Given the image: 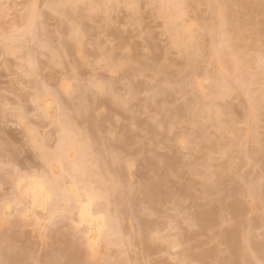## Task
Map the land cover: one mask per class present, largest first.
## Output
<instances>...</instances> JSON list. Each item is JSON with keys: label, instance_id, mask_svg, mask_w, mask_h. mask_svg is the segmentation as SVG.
<instances>
[{"label": "bare ground", "instance_id": "bare-ground-1", "mask_svg": "<svg viewBox=\"0 0 264 264\" xmlns=\"http://www.w3.org/2000/svg\"><path fill=\"white\" fill-rule=\"evenodd\" d=\"M14 1L17 2V0H13V3H14ZM27 1H28V2H26L27 5H25V7H27V9H25V10L27 12L26 11L24 12V13H27V16L25 17V20H24V28H23V30L19 31L16 34L15 33L10 34L11 32L8 33L9 31L8 32L6 31L8 33V34L6 33V35H9L10 43H9V41H7L8 43H4V44L2 43L1 47L4 46V48H3L4 52L2 51V53H6V54L10 55L18 49L25 48L26 49V52L24 55L25 69H26V74L30 77L35 75L39 71H40V73H43L44 71H42V67L45 64L47 65V63L50 65V67L52 66V68L53 67L54 68H60L61 70H67V72L71 71L68 73H73V74L78 75V76H80V75L76 74L77 72L82 73V77H79V78H78V76L75 77V75L72 76V77L76 78L77 80L75 82V85L70 89V92H68L67 89L64 88V84L62 83V80L60 81V83L57 80H56L57 83L54 82L55 84L59 83V86L57 85V87H56L57 89L59 87V90L57 91V89H56L57 92L55 90H53L52 95L54 93L56 100L60 104H62V107L65 108V106H64L65 97L71 98L73 101L78 100L79 102L72 104V106L68 112H66V110L64 108H62V111L60 113L62 118L60 120L55 121L56 127H57V133L55 132V134H57V138H56L57 142H56V145H55L53 152H51L50 154L43 153V152L38 153L42 157V159L44 160V162L48 168H49V166L52 165L51 163H54V162L55 163L58 162L59 164H65V167H66L65 168V170H66L65 176L63 178H58V177L52 178L51 180H49L50 182L47 181V179H49V178H47L45 180V178H43V176H35V177H28L27 176V178L20 177L21 179L16 178L17 182L15 184V187L13 186L14 192L12 194V199H13V202L15 204L19 205V209L18 208L17 209L20 210L19 211L20 217L31 218L33 220V224H35V226H38V224L40 225L38 213H44L46 210L49 209L48 206L52 200V192H54V195L56 197L55 203L62 204L61 207L67 208L66 216L71 214V216L69 215L70 217L68 216L67 218H68V221L71 219L70 221L73 222L72 223L73 228L76 231V234L78 236H76V234H74V233H71L72 228L70 229V227H69V229L67 228L68 230H66V231H69V234L67 232L68 237H67V234H62L63 236H59V235L56 236V233H55V236H54L55 241H56L55 237H57V240H59V238L60 239L62 237L64 238V235H66L65 239L66 238L67 239L65 240L62 238V240H64V241L59 242L60 245L58 247H56L55 249H51V252L47 255V257H44L45 259L44 258L42 259L41 264H96V263H93L91 258H93V256L95 257L96 247H97L98 243H101L100 245L104 246V248L108 247L109 245H115L113 247H117V248L119 246L124 247L126 245V243L131 244V246H128L130 249L134 248L138 244L142 245L145 253L141 250L142 255H141V253L139 254V256L141 255L140 256L141 258H142V256L147 257L148 253L149 252L151 253L152 250H153L152 252H154L155 247L157 250L158 249L162 250V249L158 248V246H157L158 244H156V246H153L154 245V238L156 237V239H155L156 243H157V240H159V239H157V236H155V234H153L155 231L152 233V230L155 228L154 226L157 227L156 224H158V222L156 221L157 223L155 222V224H153V222H154L153 220H152L153 222L151 223L150 222L151 220L150 221L148 220L149 222L146 221L148 218L146 220H144L143 218H140V216H141L140 214H142V213L140 211L141 208L139 210L138 207H139V205L141 207V204H145V206L148 205V207H147L148 209L150 207V211H151V207H153V209H156L157 207H159V206H157V204L159 205V202H161L163 200L164 201L167 200L166 196H168L170 193H172L169 196V197H171L170 199L173 198L175 200L174 202L172 200V202L174 203L173 205H175V202L177 199H178L177 201L179 202V200H180L179 198H184L185 201H186V199L194 200L193 206H195L197 208V209L194 208L196 210L191 215V218L188 216L190 218V219L188 218L189 223L188 222H187V224L185 223L186 225H188V228L185 227V230L183 229L184 230L183 231V230H181L182 228L180 227V226H182V225H180L181 223L178 224L180 226H176V227H180V229H179L180 232L177 234V237H175L177 239L179 238L178 239L179 242H176L177 239L173 238V240H175V241L172 240L173 242L170 244V242H171V240H170L168 243L169 247L172 244H174L175 248L180 247L179 249L181 250V252L179 251V254L181 253L180 255L182 256V259H181V257L179 259H177L178 262L175 261V264H187L189 262L191 264H254L258 258L263 257V255H264V240L261 238V236H259L260 237L259 243H253L254 241L251 242V240L248 236V232H252V230H256V227L252 225V223H254L253 221H255L254 219H256V216H257V218H259V219H256L257 221L263 220L260 218L264 217V214H263L264 212L262 211L264 208V206H263L264 201H262V199H264V197L261 198L262 195L264 194L263 193L264 184H258V182L262 183V179L257 178V177H259L260 173H264V147L259 146L258 148H254L253 150H248V151L244 150L245 152H242L243 150H240L241 151L240 155L247 157L246 160L244 159L245 157H242V158H241V156L239 157V158H241V160L244 159V162L246 165L248 163H250V160L252 162H256V164H255L256 168H257V165L259 166V164H260L262 172L259 173L257 171V169L252 168L253 171L256 170V172L259 173V175L256 177L257 182H253L254 184L256 183L255 185H250L251 183L250 184L244 183V185L242 184V186H241V184H240L241 180H239L240 177L239 176H238L239 178L237 177V174H238L237 171H239V170L235 171L236 169H239V167L236 163L237 160H235V158L237 157V153L239 152V151H237V153H236V150L239 149L237 146V143L241 144V142L243 143V142L251 141V140L256 142L258 140V138H260L256 135V129L258 128V125H259L258 123H260L262 121L264 122V105H263L264 100L261 99L262 97H264V91H263V89H264V2L263 1L264 0H261V1L260 0H156V1L154 0L156 3H154V5L151 4L152 9L155 8V10H156V15L163 19V21H164V25H163L164 27H162L163 28L162 29L163 35H165L166 38L168 37L167 39L169 40V41H167L169 47L167 48V50L163 51V53L164 54L167 53L168 55H170L169 54L170 51L175 52V50H178L184 56L183 58L185 59V57H186V59L188 60L187 66H186L187 70L185 71L186 67L183 68L185 71V74H184V71H181V69H180V71L182 73L179 71L181 74L178 72V70L176 71V69L179 66L176 69L173 68V69H175L177 74L178 73L180 75L184 74L183 76L185 77L184 78L182 76V78L179 79L180 83L183 82L182 86L177 81V83H179L178 84L179 87H175V88H177V89L180 88L181 90L184 89V92L180 90V94H181V92H183L182 94H184V93H186L185 91L190 90V93H188L187 95L192 94L193 95V101L190 103H185V104L183 102V103H181L180 106H176V107L173 106L174 108L171 107V105H170L171 103L170 104L168 103L171 107V110L174 109L173 113L171 111L172 114H168L170 111V108L169 109L167 108V110H169L167 114L170 117L167 116V114H165V115L163 114L164 116H160V115H162V113H161L160 115L155 116L157 119H155L153 121L150 118L151 124H153L154 128L151 127V125H150L151 128L149 127V125H148L149 119L147 118L148 123H146V124L148 125V127L150 129H153L150 131L148 130L149 134L152 131V133H153L152 135L154 137H156L155 134L159 135V133H161V135H162V133L165 131L164 134L167 135V133L169 132L168 130H170L169 128L171 126H172V128H174L175 125L180 126V129L183 130L184 127L187 126L186 124L190 125V123L194 124L196 122L198 124L199 121L196 119L199 118V116L201 118V115H202V118L206 116V118L210 122L211 126L213 125V127L217 128V129H215V130H217L216 131L217 133H215V135L217 134L218 136H220L221 139L216 135L224 143H222V141L220 143V140H215V143L218 142L217 144H220V145L217 146L215 143L214 144L217 147L215 145H212V144L210 145L211 141H213L212 140L213 138L211 139V137L205 135V133H204L203 136L205 135L207 137V139H209L208 141L210 143L207 141H204L206 138L201 137L203 139L205 145L202 144L199 147V146H197V144H195V142L193 144V142L191 140L194 138L191 137L192 138L191 140L189 139L186 141V145L190 148V150L192 149L194 151L201 152L200 153V159L202 161L200 160L201 163H200V161L197 162V163H200V165L199 164L196 165V163H193L195 165V167H194L193 164H190V165H193L192 167H194L195 169L186 170L187 166H188V165L186 166V164H185V166H183L184 168L186 167V169L179 168L182 166L181 164L179 167H178V164L176 165L179 158L177 161H173L172 158H168L165 156V162L163 164H162V162L164 160L162 158H161V160H163V161L160 160L161 164L157 163L158 161L156 158H154V159H156L155 162H154V160H152L153 158L149 159V161L147 160L149 163L151 162L150 160H152L151 163H153L154 165H155V163H157L159 165L166 166L163 169L162 167H164V166L158 168V165H155L156 166L155 170L153 167L152 168L153 173H151L149 175L153 174L152 176H155L154 175L155 172H156L155 174L158 175V172H160L159 170H161L163 173H164V171L166 172V170H167V172L164 173V174H167L168 169H170L172 171L174 169L173 167L176 168V166H177L179 169L182 170V171H180V176L183 174V173L181 174V172H183V170H186V172L184 174H186V173L189 174V177L186 180L185 179L183 180L184 177L181 180H179L180 176L179 177L175 176V180H174V174H173V176L171 175L173 177L171 179H173L174 181L179 180V183H178L179 185L176 183L177 185L174 184V186H173L171 184L175 183V182L170 181V178H168V176H169L168 174H167V179H169V181L166 179L164 174H160L159 176H161V177L163 176L162 178L164 180L161 177H160V179L158 178L159 181L157 180V182H156V179H150L151 180L150 183H149V181H150L149 180L146 185L142 184L143 185L142 187L136 186V188L129 184L131 182H129V179L127 178V174H125L127 172H124V169L126 170V168H124L125 167V157H129L130 154H134V152H137V150H141V149H138V147L141 146L140 148H142L145 145L144 144L142 145V143L141 144L138 143L139 141L138 142L135 141L134 140L135 139L134 137H136L135 135H134V137L132 136L134 139H130L129 137L125 138L126 136L125 137L120 136V135H123L125 132L123 134L120 133V135L118 136L117 135L118 132L114 135L113 133H111L109 131L111 134L108 133L107 139L105 138L106 141L104 140L101 142V140H103V139H100L99 134H97L96 133L97 131H95V127L97 128L98 123H99V120L97 121V119L99 117V114H101V113H98V108H97L98 106H96L95 101L97 99H99L101 96L105 95L106 97H105L104 101L105 100L108 101V102L105 101L106 105L108 103V105L112 106L114 108V110L119 108V113L121 111V114L124 115L126 113V111H128V109L126 110L127 105H125V104L131 100H134L136 93H138V92H136V90L140 86L139 85L140 82L138 81V78L145 76V74L149 73V72H151L153 74L155 79L156 78L158 79L161 76L164 77L166 75L171 76L173 73L170 75V73L172 71H170L171 69H169L168 66H166V64L164 66H161V64L155 63V60H156V62L158 61L156 59V56H157L156 52L158 49V46H157L158 44H156L153 41H151L150 44H147V46L148 45L150 46V47L148 46L147 48H149L151 50L150 54H151V58L152 57L153 58L151 59L150 55H149V57H147L148 60L143 64L139 63L138 60L136 61V59H138V58H136L135 56H134L135 59H133V57L130 56L132 58L131 63H129L130 60H129V62L127 60L126 62L128 63V65L125 64L126 66H122L120 68L118 65H116V64H118V61H116L115 59L113 61L112 57L109 54L104 55V53H102V56H100V57H102L101 59H102L105 67H107L110 71H114L117 69H119L121 71V80H124L121 83H120V81H121L120 78H119V80H120L119 83L116 81L112 82L111 80H109L111 82H108V84H106L104 86H100L99 87L100 91H99L97 89L98 87L97 88L95 87L96 88L95 89L94 86H96V85H93L98 80L93 81V79H92L93 82H91V79L88 78V76L86 74L85 75L87 77L85 79L83 76L84 70L83 71H80V70H82L81 68H83L84 66L87 67L86 69L91 68L90 65H88V66L86 65L88 63V61L86 60V57L88 56V52H86V50H85L86 46L84 45L85 44L84 40L86 38L89 39V35L87 36L86 34H87V32H89L88 30L91 29V27L94 24H92V26L89 25V27H87L86 21H89L90 18H92L93 16L98 18L95 14L97 13V15H98V13H99L100 15H102V16H100L101 19L103 21H105V23H107L106 20L108 19V17L109 16L111 18L113 17L111 13L116 11L117 8L115 5L118 3H119V6L123 5V7L125 9H127L132 15H134V14L139 12L138 6H141L140 4H142L143 0H49L48 2L45 1L47 3L46 6L43 3L44 2V0H43V2L41 1L40 3L44 4V6L41 4L43 6L44 12L46 10H49L51 12L50 15H52V13L54 14V16L52 15L53 17H55V15H56V18H54V19H56L57 28H55L54 31L52 30L53 28L50 31H48L45 28V26L47 24L44 25V23H45L44 20L46 18L43 20L44 15L36 10L37 0H33L32 2L30 0H27ZM29 1H30V3H29ZM146 1L144 0L143 5H145ZM149 2H151V1H149ZM151 3H153V1ZM13 6L16 7L17 5H12V7ZM194 6H202V7L205 6L210 11L209 15L205 18L206 14H204V12H203L204 10H203L201 12V13H203L201 15L202 16L204 15L203 17L199 15L200 13L199 14L196 13L197 16L195 17L194 12H196V9L192 10V8ZM12 7H11V12H14L15 7H13V8ZM44 7L45 8L47 7L48 9L47 8L45 9ZM3 9H5V7ZM0 10H1L0 11V14H1L0 18L1 19H2V17L5 18L4 16H6L7 13H5V11H3L2 8ZM152 12H153V10H152ZM192 12H193V14H192ZM191 14H192V16H191ZM124 17H123V20H124ZM134 17H135V15H134ZM192 17H194V19L198 21V25H197L198 27L197 28H194L193 26H191L192 23L190 24V22L187 24L186 20L188 18H192ZM96 18H94V19H96ZM94 19H92V20H94ZM101 19H99V20H101ZM47 20H49V19L47 18ZM109 20H110V18H109ZM109 20H108V22H110ZM4 21H6V20L4 19ZM95 21H97V20H95ZM95 21L94 22L92 21V23H95ZM131 22L134 24L133 21H131ZM1 23L5 24V22H2V20H1ZM100 23H102V22H100ZM100 23H99V26H98V24H95L99 28L98 27L95 29L93 28L96 31H94L93 29H92V31L97 32L100 29V32H101L103 24H100ZM122 23H124V22H122ZM111 24H112V26H114L112 21H111ZM125 24H127V23H125ZM133 24H132V27H133ZM135 24H134V26L136 27L138 24L137 23H135ZM54 25H55V23H54ZM95 25H94V27H96ZM100 25H101V28H100ZM138 27H136V29ZM112 28L113 29H111V30H113L114 32L113 31H111V32H112V34L114 36V40H115V35L117 37L118 34L115 33L114 27H112ZM9 29H11V28H9ZM49 29H50V27H49ZM103 29H105V28L103 27ZM138 29H141V31H142V26H141V28H138ZM6 30H7V28H6ZM2 31H4V29ZM104 31H106V30H104ZM133 31L135 32V30H133ZM141 31L140 32L138 31L139 34L142 33ZM100 32L98 31L97 33H100ZM108 33H109V31H108ZM108 33H107V35H108ZM4 34L5 33H3V35ZM85 36H87V37H85ZM109 36H110V34H109ZM26 37H28V41L25 40ZM84 37H85V39H84ZM4 38H7V36ZM111 38H113V37H111ZM54 40L57 41L58 45L52 46L54 43L52 41H54ZM116 40H117V38H116ZM119 40H117V42ZM205 40H207L206 43H205ZM56 41L54 44H56ZM120 41H122V40H120ZM122 45H123V43H122ZM137 45H139V44H137ZM94 46L95 45L93 44V47ZM107 46H108V44H107ZM120 47H121V49L125 48L124 45L120 46ZM0 49H2V48H0ZM88 49H87V51H89ZM43 50L49 51V54L47 55L48 59H46V57H45V59L48 60L47 63L44 62L45 59L43 56H41V57L39 56L40 55L39 53L42 52ZM118 50H119V48H118ZM96 51H98V50H96ZM119 51H121V50H119ZM91 53L95 54L94 51H92ZM133 55H134V53H133ZM37 57H39L38 60L41 58L40 62L37 60ZM42 57H43V59H42ZM95 57H98V56H95ZM126 58H127V56H126ZM88 59H89V57H88ZM96 60H97V62H96ZM96 60L94 61V66H93V63H90V64H92L93 68L98 67L99 61H98V59H96ZM150 60H153V61H150ZM42 61L45 64H43ZM41 64H43V66ZM18 65H19V63H18ZM46 65L44 67H47ZM95 65H97V66H95ZM172 65L173 64H171V66ZM104 66H102V67L104 68ZM181 66H183V65H181ZM181 66H180V68H181ZM50 67L45 68V69L46 70L50 69ZM169 67H170V65H169ZM52 70H54L56 72L55 69H52ZM75 71H76V73H74ZM175 71H174V73H175L174 75L176 76ZM167 73H169V74H167ZM188 73L190 76L191 75H202V76L206 77L211 82V88H210L211 93L209 95V100L207 102H204L200 97L196 96V92L193 91L195 83L191 80L186 79V75H188ZM164 74H166V75H164ZM174 75H172V77H174ZM180 75H178V76H180ZM178 76H176V77H178ZM106 77L108 78V76H106ZM80 78L82 79V81L84 83L81 81ZM178 78H180V77H178ZM53 79L54 78H52V80ZM78 79H80V80L78 81ZM104 80H105V78H104ZM89 81H90V83H89ZM32 82H34V81H32ZM32 82L30 83L32 86L31 89H33V85H32L33 83ZM85 82H88V83L85 84ZM35 83L36 82H34V85H35ZM117 83H118V86L120 84L124 87L126 85L129 86L128 88H126L127 90L129 89V92L127 93L128 95L125 96L126 98H120V97L118 98L115 95L116 93L115 94L113 93L114 92L113 88H114L115 84H117ZM126 83H128V84H126ZM44 84H46V83H43V85ZM89 84H90V86L92 85L91 87H93V89H91ZM36 86H38V85H36ZM36 86L34 87V89L37 88ZM40 86H42V82H41ZM46 86H48V85H46ZM49 86H51V85H49ZM136 87H137V89H136ZM38 88H37V90H35L37 93L35 95L34 104L37 103L38 106H41L42 105V104H40L41 97L44 95H48L49 91L45 90L46 87L39 88V89ZM175 88L171 84L160 85L159 83H157V85H154V87L151 91V94L149 95V97L147 99L150 106L155 108V110L152 109V111L154 110V113L156 111V107L163 109L164 108L163 101L164 102L167 101L166 100L167 98H169L168 99V101H169L170 98L173 96V93L174 92H175V94L177 93V89H175ZM185 88H187L188 90H186ZM86 90L92 91V92H94V90H95V91H98V93L94 92V93L86 94ZM54 91L56 92V94ZM66 91H67V93H66ZM191 91H192V93H191ZM253 92L258 93V95L255 96ZM101 93L103 95H101ZM171 94H172V96H171ZM166 95H168L167 98L165 97ZM169 95H170V97H169ZM164 97H165V99L163 100ZM230 97H231V99L236 97L235 99H239L238 103H240L241 106L243 105L242 108L239 109L241 106L239 105L240 107H237V104H236L237 110L235 109V113H236V111H237V113L236 114L232 113V115H231V111H230V108L228 105L219 104V102H221V101H224L226 99L229 100ZM103 98H104V96L102 97V101H103ZM198 98H200L201 100ZM240 99H241V102H240ZM260 99H261V101H260ZM262 100H263V103H262ZM189 101H190V99H189ZM105 102L99 101L100 105H101V103H104L103 105L106 106ZM174 103H175V101H174ZM94 104H95V106H94ZM190 104L193 107L196 106L197 109L195 107H194L195 110L192 109L193 107H191ZM234 106H235V104H234ZM166 107H168V105H165V109H166ZM38 108L40 109V107H38ZM113 108H111L112 110L111 109H107V110L113 111ZM104 109H106V108L104 107ZM193 110L195 111V113L197 110H199L203 114L198 113V111H197V113L200 115H197V113L194 114ZM242 110H243V112L239 113V111H242ZM115 111L118 113L117 110H115ZM122 111H123V113H122ZM157 113H158V110H157ZM159 113H160V111H159ZM163 113H164V111H163ZM47 114H48V112L46 109L41 108L39 110V117L40 118H45L47 116ZM37 115H38V113H37ZM152 115H153V113H152ZM233 115H235V116H233ZM149 117H151V116H149ZM236 117H238L237 118L238 122L242 121V123L244 125H247V127L241 128L240 126H237L238 124L236 123V120H235ZM134 118L136 119L137 117L133 116V119ZM239 118L241 119V121ZM131 119H132V117H131ZM137 119L135 121H137ZM50 122H51V120H50ZM192 122H194V123H192ZM206 122L207 121H205L204 123L206 124ZM52 123L53 122H51V125H52ZM133 123L134 122H132V124ZM137 123H139V124H137ZM133 125L136 127H137V125L140 126V122H136ZM143 125H144V123H143ZM239 125H240V123H239ZM259 127H260V125H259ZM141 128H142V126H141ZM146 129L147 128H145L144 130L146 131ZM224 129L229 130L230 136H229L228 141H226L228 139V137L224 136L225 135ZM154 131H156L157 133H154ZM200 131L202 132V127H201ZM201 135L202 134L199 135V133H198L199 137ZM198 136H197V138H198ZM223 136H224V139L226 142L223 140ZM104 137H106V136H104ZM162 137H160V138H162ZM45 141H47V139L43 138L40 142V145L44 144ZM258 141H261V140H258ZM152 143H153V141H152ZM165 144L168 145L167 141ZM240 144H238V145L240 146ZM172 146H173V144H172ZM172 146L170 148H172ZM214 146H215V148H214ZM12 147H11V144L8 145L4 142H0L1 158L3 157L2 156L3 153L6 151L10 152V150H11L12 152L13 151L15 152L16 149L14 150V148H12ZM71 148H76L75 157L72 160L69 159V152H72V151L74 152L73 149H72V151H69ZM217 148H218V150H215ZM233 148L235 149V151ZM211 151H213L212 153H216V152L219 153V156L220 155L223 156V159L219 157L220 163L218 160H217L218 161L217 162L214 159L218 165L216 164V162H211L210 158L213 156ZM14 152H13V154H14ZM11 153L9 154V156L11 155ZM125 154H127V155H125ZM16 155H17V153H16ZM170 155L172 157L171 152L169 153L168 156L170 157ZM176 156L179 157L177 154H176ZM161 157H162V155H161ZM129 158H131V157H129ZM221 159H222V161H221ZM169 160L172 162H170ZM232 160H234V161H232ZM241 160H239V163ZM139 161H140V159H139ZM229 161H231V162H229ZM246 161H248V163ZM232 162H234V164L236 163L234 167H233L234 164ZM142 163H143V161H142ZM178 163H180V162H178ZM213 163L216 164L217 166L216 165L214 166ZM230 163H231V165L233 164L232 167L234 169V172H232V170H231V172L237 178L234 175H232L231 172H228V170H229L228 165ZM153 164H151V165L154 166ZM242 164H243V162H242ZM236 165H237V167H236ZM55 166H56V164H55ZM170 166H172V167H170ZM196 166H200V168L199 167L197 168ZM211 166H213V168H214L211 175L205 176L203 174L204 170H206V169L212 170ZM250 166H252L251 163H250ZM207 167H209V168H207ZM260 167L258 169L259 171H260ZM103 169L106 170V176L107 177L104 176V174H103L104 170ZM148 169H151V168H148ZM157 169H159V170H157ZM179 169L176 171L177 173L175 171H174V173L178 174ZM253 171H250V172H253ZM92 172L97 173L100 176L99 180H101V184H103L105 187L104 192H102V193L105 194L104 197L106 196L107 201L105 200L106 203H104L102 205L97 203V200L99 198L97 199L96 195H94L95 193L92 194L93 192L91 193L90 189H89V191L83 190L82 193L80 194L77 192V190L75 189L76 187L74 188L73 185L70 187L69 186L65 187L64 186L65 184H63L65 178L71 179L72 181L74 180V182H76V180L78 181L77 178H78L79 174H83L85 176H88V175L90 176V173H92ZM162 172H160V173H162ZM207 172H208V174H210V171H207V170L204 173L207 174ZM149 173H150V171H149ZM45 174H47V172ZM240 174H241V172H240ZM247 174L248 173H246V175L244 176V173H243V175L241 176V178L243 177V179H242L243 182H246V180L248 182V180H249L248 177L246 180L244 179L247 176ZM250 174L251 173H249L248 176H250ZM95 176H97V175H95ZM51 177H52V175H51ZM196 177H202V180L197 181ZM233 177H234V179H232ZM150 178H152V177H150ZM176 178H178V179H176ZM235 178L237 180H239V182H237V181L236 182L240 186H237L236 188L234 187V189H232L230 191H227V190L225 191L224 189H228V187H229L228 184L230 182H235ZM94 179H96V178H94ZM126 179L128 180L129 183L127 182ZM152 180H153V182H152ZM252 180H254V179L252 178ZM259 180H261V181H259ZM96 181L98 182V180H95V184H96ZM90 182H92L91 179H90ZM227 182H229V183H227ZM93 184H94V182H93ZM233 184H236V183H233ZM225 185L227 186L226 188H224ZM171 186H173V187H171ZM101 187L102 186H100V189H101ZM103 194H102V196H103ZM218 194L219 195L222 194V195H220L221 197L219 196L220 198H217V200L214 202H211L207 199L210 196H211L210 198H212V196H214L212 198V199H214L215 197H217ZM100 195H98V196H100ZM174 195L176 196L175 197L176 199L174 197H172ZM244 195L245 196L248 195L246 198L247 200H245V201H248L249 204H247L243 200V198L245 197ZM198 197L199 198L201 197V198L199 199ZM251 197H253V198L257 197L258 203H256L257 201ZM258 197H259V200H258ZM198 199L200 202L198 201ZM195 200H196V202L198 201L199 203L202 202V204L199 205V203L197 202L198 204H196L197 205L196 206ZM249 200H251V203ZM187 201H189V200H187ZM252 201H254V202H252ZM260 201H262L263 205L261 204ZM180 202H181L180 205H183L182 199L180 200ZM166 203H170V202L168 201ZM255 204H256V206H255ZM166 206H168V204ZM169 206H168V208H172ZM260 207H262L261 208L262 210L260 209ZM175 208L176 207L172 208V210ZM153 209H152V211H153ZM7 210H8V207H7ZM18 210H17V212H18ZM52 210H51V212H52ZM176 210H177V208H176ZM261 211L263 213H261ZM3 212L4 211L0 210V226L4 223V219H5V218H3V215H4ZM48 212H50V210ZM154 212H156V211H154ZM53 213H55V212H53ZM59 213L60 212H58L57 214H59ZM63 213L65 214V212H63V211H62V215H61V213L59 214V218H60V215L61 216L64 215ZM153 213H151V214H153ZM159 213L160 212H158L157 214H159ZM253 213H254V216H253ZM57 214L56 213L54 215L52 214V217L57 215ZM166 215H168V214H166ZM175 216H176V214H175ZM227 216H230L231 221L225 223L228 219V218L226 219ZM52 217H50V218L53 219ZM14 218H15V216H14ZM20 219L23 220L24 222H22L20 220L19 223L24 226V224L27 222V220L24 218L23 219L20 218ZM141 219H143V220H141ZM46 220H47V218H46ZM7 221L8 220H6L5 223H8ZM70 221H69V224L72 226ZM132 221H134V223H136L138 228H137V226L134 229L132 228L131 232H129V233H131L130 234L131 236L128 237V235H129L128 230H127L128 228H127V226H125V224L126 223L131 224ZM257 221H255V222H257ZM43 223H45V222H43ZM224 223L226 224V226H224L225 225ZM261 223L263 224V222H261ZM26 224H28V223H26ZM152 224L154 225L153 227L150 226ZM164 224L161 223V226H163ZM257 224L259 227L260 223L257 222ZM10 225H12V224H10ZM158 225L160 226V223ZM3 226H4V224H3ZM251 226H253L254 229L250 230ZM17 227H19V226H17ZM55 227L57 228V226H55ZM263 227L264 226H261L262 231H263ZM7 228H9V227H7ZM10 228H9V230H11ZM150 228H151V233L149 230ZM39 229L36 228V231H38V233L40 234L41 231ZM58 229H60V228H58ZM137 229H138V231H137ZM55 230H52V231H55ZM61 230H62V228H61ZM125 230L127 232L126 233L127 236L125 234L126 237L124 236ZM0 231H1L0 232V264H25V263L29 264L32 261V259L30 257V253H28L25 250V249H27V247L26 248L23 247L25 244L22 246L23 250H21V248H19L20 245L19 246L17 245L18 243L15 246L14 245L15 243L13 244L12 240H10L12 238H8V237L4 238L2 235V233H3L2 229ZM21 231H22V229H21ZM21 231H20V233H21ZM56 231H59V230H56ZM122 232H123V234H122ZM133 232H134V234L137 233V234H135L136 236L133 237L134 241H135V244H134L135 246L132 244V242H133L132 236H134ZM57 233H59V232H57ZM25 234H27V233L24 232V235ZM59 234H61V231ZM16 235H18V234H16ZM27 235H29V234H27ZM41 235H42V233H41ZM122 236H124L125 239H123ZM200 237L202 239L205 238V239L209 240L210 242L212 241L211 243H213V241H214L213 246L214 245L215 246L213 248L211 247L210 249L206 250L205 248L202 247V245L205 241L203 242L200 239ZM21 238H22V236H21ZM25 238H26V236L24 237V240H25ZM261 239H262V241H261ZM22 241L23 240H21V243H22ZM174 242H176V243H174ZM55 243L58 244L57 241ZM177 243L178 244L181 243L183 246L181 244L178 245ZM206 244L208 245L209 243L206 242ZM165 245H164V247H165ZM222 246L225 247V251L220 249V248H222ZM174 247L172 246L170 248H174ZM129 248L125 249L128 254H130L128 252V251H130ZM152 248H154V249H152ZM165 249H167V248H165ZM134 251H135V249H134ZM103 252L102 253L105 254L103 256H105L107 258L106 264H117L116 261H114L115 263L112 261L115 258V257L113 258L114 253L110 254L107 251H103ZM135 254L137 256V253H135ZM135 254H133V255H135ZM145 254H147V255H145ZM156 254H157V251H156ZM133 255H132V257H133ZM110 256L113 259L112 258L108 259V257H110ZM126 256H127V254H125V258H126ZM136 256L134 257V260H133V258H132V260L136 264L137 263L139 264L140 262L137 261L138 259L136 258ZM160 257H164V256L161 255ZM116 258H117V261H119L121 264H125V262H124L125 261L124 260V251L118 252L116 254ZM141 258H140V261H141ZM28 259H31V261ZM158 259H159V257H158ZM162 259L165 260V261L162 260V262H163L162 264H165V263L168 264L171 262V260L169 259L170 260L169 261L168 258H166V257L162 258ZM101 261L99 263L104 264L103 261L102 262ZM160 261L161 260H159V264H160ZM148 262H149V260L147 259L145 264H149ZM34 263L37 264L38 262L36 263L34 261ZM99 263H97V264H99ZM156 263L157 262L155 261V264ZM171 263L174 264V262H171ZM38 264H40V263H38ZM141 264H144V262L142 263V261H141Z\"/></svg>", "mask_w": 264, "mask_h": 264}, {"label": "rangeland", "instance_id": "rangeland-1", "mask_svg": "<svg viewBox=\"0 0 264 264\" xmlns=\"http://www.w3.org/2000/svg\"><path fill=\"white\" fill-rule=\"evenodd\" d=\"M22 1V2H21ZM31 2L33 1V0H30ZM30 1H29V3H30ZM43 2V0H37V2H36V10L38 11V12H40V13H42L43 15H44V18H43V20L45 21V23H44V25L45 24H47L46 26H45V28L48 30V31H50L52 28V30L54 31V29L55 28H57V25H56V19H54V18H56V15H55V17H53L54 16V14L52 13V15H50L51 14V12L49 11V10H46L45 12H44V10H43V6H44V4H45V6H46V2H48L49 0H44V4H42V3H40V2ZM46 1V2H45ZM146 1V0H145ZM149 1H153V3H151V2H149ZM156 1V0H155ZM154 0H147L146 2H145V5H143V3H144V0L142 1V4H140L141 6H138V9H139V14L138 13H136V14H134L135 15V17H134V15H132L127 9H125L124 7H123V5H121V6H119V3L118 4H116L115 6H116V11H114V12H112L111 14H112V18L109 16L108 17V19L106 20L107 21V23H105V21H103L102 19H101V17L100 16H102V15H100L99 13H98V15H97V13L95 14L99 19H101V20H99L98 18H96V17H94V18H96V19H94L92 16V18H90V20L89 21H86V26L87 27H89V25L90 26H92V24H98V26H99V23L100 22H102V23H100V24H103L102 25V29H101V32H100V29L98 30L100 33H97V32H94V31H96V30H94L95 28H97L98 26L97 25H95L96 27H94V25L91 27V29H89L88 31L89 32H87V36L89 35V39L88 38H86L85 39V37H87V36H85L84 37V42H85V46L87 47H85V50H86V52H88V56L86 57V60L88 61V63L86 64L87 66L88 65H90L91 66V68L90 69H86L87 67L86 66H84L83 68H81L82 70H80V71H83L84 70V78L86 79V77L88 76V78H90L91 79V82H93V81H96V80H98V81H96L95 82V84H93V85H96V86H94V88L96 87H98L97 89L100 91V89H99V87L100 86H104V85H106V84H108V82H118L119 83V81L121 80V71L119 70V69H117V70H114V71H110L107 67H105L104 66V63H103V61H102V57H100V56H102V53H104V55L105 54H109L111 57H112V60L114 61V59L116 60V61H118V64H116V65H118L120 68L122 67V66H126V65H128V63L126 62L127 60H128V62H129V60H130V62L129 63H131V57L130 56H132L133 57V59H135V57L136 58H138V59H136V61L138 60L139 61V63H141V64H143V63H145L147 60H148V58L147 57H149V55H150V58H151V54H150V52H151V50L149 49V48H147L148 46H147V44H150V42L151 41H153V42H155L156 44H158L157 46H158V49H157V52H156V59L158 60L157 62H156V60H155V63H157V64H161V66H164L165 64H166V66H168V68L169 69H171L170 71H172L171 73H170V75L172 74V75H174L175 73H174V71H175V69H176V71L178 70V72L180 71V69H181V71H184V69L183 68H185L186 66H187V62H188V60L186 59V57H185V59L183 58L184 56L182 55V53H180L178 50H175V52H172V51H170V55H168L167 53L166 54H164L163 53V51H165V50H167V48L169 47L168 46V42L167 41H169L167 38H166V36L165 35H163V31H162V27H164L163 25H164V21H163V19L162 18H160V17H158L157 15H156V10H155V8L154 9H152V6H151V4H153L154 5V3H156ZM261 1V0H260ZM26 2H28L27 0L25 1V0H17V2L16 1H14V3H13V0H0V9L2 8V10L3 11H5V13H7L6 14V16H4L5 18H3L2 17V22H5V24L4 23H1V20H0V48H2V49H0V142H4V143H6V144H11V147L12 148H14V150H15V152H14V154H13V152L10 150V152H8V151H6V152H4L3 153V157L1 158V155H0V210H2V211H4L3 212V218H5L4 219V226H3V224L0 226V230L2 229V235H3V237L4 238H6V237H8V238H12V239H10V240H12V242H13V244L16 246V244L19 246V248H21V250H23V248H22V246L24 247V248H26L27 247V249L29 250H27V249H25L28 253H30V257H31V259H32V261H31V259H28V260H30L31 262V264H35L34 263V261L37 263H42V259L44 258V257H47V255L51 252V249H55L56 247H58L60 244H59V242H62V241H64V240H62V238L60 239L59 238V240H57V237H55L56 238V241H57V243L58 244H56L55 242V239H54V236H55V233H56V236H63L62 234H67V232H68V234H69V231H66V230H68L69 229V227H70V229H71V233H74V234H76V231L74 230V228H73V222H71L70 220V222H71V224H72V226L69 224V221H68V216L70 215L71 216V214H69L68 216H66V211H67V208H64V207H61V205L62 204H57V203H55L56 202V197H55V195H54V192H52V200H51V203L49 204V209L48 210H46L44 213H38V218H39V220H40V225L42 226H40L39 224H38V226H35V224H33V220L31 219V218H29V217H20V210H18L19 209V205H17V204H15L14 202H13V199H12V194H13V190H14V187H15V184H16V182H17V180H16V178H20V177H24V178H27V176L28 177H35V176H43V178H45V180L47 179V178H49V179H47V181L48 182H50L49 180H51L52 178H63L64 176H65V174H66V170H65V164H59L58 162L57 163H51L52 165L51 166H49V168L47 167V165L45 164V162H44V160L42 159V157L38 154L39 152H43V153H47V154H50L51 152H53V150H54V148H55V145H56V138H57V134H55V132L57 133V127H56V122L55 121H57V120H60L62 117H61V115H60V113H61V111H62V108H64V107H62V104H60L57 100H56V97H55V95H54V93H53V95H52V91L53 90H55L56 91V87H57V85L59 86V83H60V81L62 80V83L64 84V88L65 89H67V91L68 92H70V89L75 85V82H76V78H74V77H72V76H74L75 74H73V73H68V72H71V71H68L67 72V70H61L60 68H52V66L50 67V65L47 63V61L48 60H46V59H48V57H47V55L49 54V51L48 50H43L42 52H40L38 55L41 57V56H43L44 57V59H45V57H46V61L44 60V62L45 63H47V65L43 62V64H45L47 67H44L43 66V64H41L43 67H42V71H44L43 73H40V71L39 72H37L35 75H33V76H28L27 74H26V69H25V60H24V55H25V52H26V49L25 48H22V49H18V50H16L15 52H13L12 54H6V53H2V51L4 52V50H3V48H4V46L3 47H1V45H2V43L4 44V43H8L7 41H9V35H6V33L8 32V33H10V34H16V33H18L19 31H21V30H23V28H24V20H25V17L27 16V13H24L26 10L25 9H27V7H25V5H27V3ZM264 2V1H263ZM4 3V4H3ZM28 3V4H29ZM43 6H42V5ZM149 4V5H148ZM2 5V6H1ZM12 5H17L16 7L15 6H13V7H15V11L14 12H11V7H12ZM156 6V5H155ZM5 7V9H3ZM12 7V8H13ZM140 7V8H139ZM195 7V8H194ZM193 8H192V10H194V9H196V12H194V16L196 17L197 15H196V13H200L199 15L200 16H202L201 14H203V13H201L203 10V12H204V14H206L205 15V18L209 15V10L205 7V6H194ZM45 8V7H44ZM47 8V7H46ZM45 8V9H46ZM204 8V9H203ZM48 9V8H47ZM137 9V10H138ZM153 10V12H152V10ZM18 10V11H17ZM1 11V10H0ZM27 12V11H26ZM50 12V13H49ZM193 12H192V14H193ZM2 13V12H1ZM117 15H116V14ZM4 14V13H3ZM2 14V15H3ZM50 16H49V15ZM110 14V15H111ZM114 14V15H113ZM138 14V15H137ZM192 14H191V16H192ZM5 15V14H4ZM120 15V16H119ZM125 17H124V16ZM198 15V16H199ZM0 16H1V14H0ZM199 16V17H200ZM204 16V15H203ZM202 16V17H203ZM19 17V18H18ZM104 17V16H103ZM102 17V18H103ZM118 17V18H117ZM123 17H124V20H123ZM189 17V16H188ZM201 17V18H202ZM47 18L49 19V20H47ZM109 18H110V20H109ZM198 18V17H197ZM4 19L6 20V21H4ZM92 19H94V20H92ZM95 20H97V21H95ZM100 22H99V21ZM108 20L110 21V22H108ZM128 20V21H127ZM92 21L94 22L95 21V23H92ZM111 21H112V23H113V25L114 26H112V24H111ZM126 21V22H125ZM131 21H133L134 22V24L135 23H137L138 25L136 26V27H138V28H141V26H142V31H141V29H136V27L134 26V24L131 22ZM187 24L190 22V24L192 23V25L191 26H193L194 28H197L198 26V21L197 20H195L194 19V17H192V18H188L187 20ZM99 22V23H98ZM122 22H124V23H122ZM130 22V23H129ZM7 23V24H6ZM54 23H55V25H54ZM125 23H127V24H125ZM200 23V22H199ZM4 24V25H3ZM132 24H133V27H132ZM189 24V25H190ZM136 25V24H135ZM108 26V27H107ZM114 27V30H115V33L116 34H118L117 35V37H116V35H115V40H114V36H113V34H112V32L111 31H113V30H111V29H113L112 27ZM117 26V27H116ZM5 27V28H4ZM11 28V29H9V28ZM49 27H50V29H49ZM103 27L105 28V29H103ZM107 27V28H106ZM110 27V28H109ZM6 28H7V30H6ZM94 28V29H93ZM99 28V27H98ZM100 28H101V25H100ZM116 28V29H115ZM134 28V29H133ZM4 29V31H2ZM92 29L94 30V31H92ZM132 29V30H131ZM104 30H106V31H104ZM133 30H135V32L133 31ZM142 32V33H140L139 34V32ZM7 31V32H6ZM93 33H92V32ZM108 31H109V33H108ZM137 31V32H136ZM114 32V31H113ZM3 33H5L4 35H3ZM7 33V34H8ZM107 33H108V35H107ZM114 33V34H115ZM106 34V35H105ZM109 34H110V36L111 37H113V38H111L110 36H109ZM7 36V38H4V37H6ZM106 37V38H105ZM110 37V38H109ZM108 38V39H107ZM116 38H117V40H122V41H118L117 42V40H116ZM207 39V38H206ZM25 40L26 41H28V37H26L25 38ZM4 41V42H3ZM55 41L56 40H54V41H52V42H54L55 43ZM105 41V42H104ZM148 41V42H147ZM51 42V43H52ZM103 42V43H102ZM144 42V43H143ZM207 42V40H205V43ZM9 43H10V41H9ZM53 43V45L52 46H55V45H58V43H57V41H56V44H54ZM95 45L94 47H93V44ZM102 43V44H101ZM122 43H123V45H124V47L126 48H124V49H121V47L120 46H123L122 45ZM92 44V45H91ZM105 44V45H104ZM107 44H108V46H107ZM137 44H139V45H137ZM146 44V45H145ZM119 45V46H118ZM145 45V46H144ZM167 45V46H166ZM89 46V47H88ZM57 47V46H56ZM150 47V46H149ZM166 47V48H165ZM89 48V49H88ZM118 48H119V50H121V51H119L118 50ZM123 48V47H122ZM147 48V49H146ZM87 49L89 50V51H87ZM140 49V50H139ZM150 51H149V50ZM96 50H98V51H96ZM45 51V52H44ZM92 51H94L95 52V54L94 53H91ZM132 51V52H131ZM136 52V53H135ZM172 52V53H171ZM90 53V54H89ZM133 53H134V55H133ZM101 54V55H100ZM137 54V55H136ZM37 55V56H38ZM87 55V54H86ZM94 55V56H93ZM165 55V56H164ZM11 56V57H10ZM95 56H98V57H95ZM126 56H127V58H126ZM135 56V57H134ZM167 56V57H166ZM169 56V57H168ZM43 57H42V59H43ZM88 57H89V59H88ZM166 57V58H165ZM38 58L39 57H37V60H38ZM100 58V59H99ZM153 58V57H152ZM151 58V59H152ZM155 58V57H154ZM41 59V58H40ZM40 59L38 60L39 62H40ZM96 59H98V63L101 65H99L98 64V67L97 68H93V66H94V61L96 60ZM166 59V60H165ZM90 61V62H89ZM92 61V62H91ZM142 61V62H141ZM150 61H153V60H150ZM186 61V62H185ZM21 62V63H20ZM41 62V63H42ZM96 62H97V60H96ZM9 63V64H8ZM18 63H19V65H18ZM90 63H93V66H92V64H90ZM153 63V62H152ZM154 63V64H155ZM96 64V63H95ZM126 64V65H125ZM171 64H173L172 66H171ZM22 65V66H21ZM49 65V66H48ZM169 65H170V67H169ZM181 65H183V66H181ZM21 66V67H20ZM95 66H97V65H95ZM102 66H104V68L102 67ZM165 66V67H166ZM174 66V67H173ZM180 66H181V68H180ZM48 67H50V69H45V68H48ZM55 69L56 70V72L54 71V70H52V69ZM173 68H175V69H173ZM183 69V70H182ZM187 70V67H186V69H185V71ZM41 71V72H42ZM175 71V72H176ZM180 71V72H181ZM185 71H184V74H185ZM148 72V71H147ZM179 72V73H180ZM74 73H76V71L74 72ZM169 73H167V74H169ZM177 74V72H176V76H178V75H180V74ZM76 74H79L80 76H78V75H75V77L76 76H78V78L79 77H82V73H80V72H77ZM87 76H86V75ZM148 74V75H147ZM184 74H182V75H180V76H178V77H180V78H178V77H176L175 75H174V77H172V75L171 76H167L166 74H164V75H166V76H164V77H160V78H154V76H153V74L151 73V72H149V73H146L145 74V76H142V77H140V78H138V81L140 82V86L138 87V89H137V87H136V92H138V93H136V95H135V98H134V100H131V101H129L128 103H126L125 105H127V107H126V110L128 109V111H126V113L124 114V115H122L121 114V111H120V113H119V108L118 109H115V110H117L118 111V113L114 110V108L112 107V106H110V105H108V103H107V105H106V102H108L107 100H105L104 101V99H105V95H103L102 93H101V95H103L104 96V98H103V101H102V97L103 96H101L99 99H97L95 102H96V106H98L97 108H98V113H101V114H99V117H98V119H97V121L99 120V123H98V126H97V128L95 127V131H97L96 133L97 134H99V138L100 139H103V140H101V142L102 141H106V139H107V136H108V133H113L114 135L118 132V136L120 135V133L121 134H123L124 132V134L123 135H120V136H126L125 138H130V139H134L135 141H139L138 143H142V145L144 144L145 146L144 147H142V148H140L141 146H139L138 147V149H141V150H137V152H134V154H128L129 155V157H131V158H129V157H125V167L124 168H126V170L124 169V172H127V173H125V174H127V178L129 179V182H131V183H129L128 182V180H127V182L130 184V185H132L133 187H135L136 188V186H138V187H142L143 185L142 184H147V182L150 180V179H156V182H157V180H158V178L160 179V177L161 176H159L160 174H164V173H166L167 172V170H166V172L164 171V173L161 171V170H159V169H157V170H159L160 172H162V173H160V172H158V175L157 174H155L154 173V175L155 176H152V175H149V174H151V173H153L152 172V168L154 167V170H155V165H158V168L159 167H162V166H164V165H159V164H157V163H160V160H161V158L164 160H161V161H163L162 162V164L165 162V156L166 157H168V158H172L173 159V161H177L178 160V158H179V160L177 161V163H176V165L178 164V167L180 166V164L182 165L181 167H179V168H183V169H186V167L184 168L183 166H185V164H186V166H187V169L186 170H189V169H195L194 167H195V165L193 164V163H196V165L197 164H199L200 165V163H201V159H200V153L201 152H199V151H194V150H190V148L186 145V141L187 140H191L192 138H194V139H192L191 141L193 142V144H194V142H195V144H197V146H201L202 144H204V141H207V142H209L208 140L209 139H207V137L205 136V135H207V136H209V137H211V139L214 141H211V143H210V145L212 144V145H217V146H219L220 144H217L218 142H216L215 143V140H220L221 139V137L220 136H218L217 134V136L220 138H218L216 135H215V133H217L216 131L217 130H215V129H217L216 127H213V125L211 126V124H210V122L208 121V119L206 118V116L205 117H203L202 118V115H201V118H200V116H199V118H197L196 120H198L199 122H198V124H197V122L196 123H194V122H192V123H194V124H191L190 123V125H188V124H186L187 126L186 127H184V129L183 130H181L180 129V126H178V125H175V127L174 128H172V126L169 128L170 130H168L167 132V135H165L164 133H165V131L162 133V135H161V133H159V135H157V134H155V136L156 137H154L152 134V131L150 132V134H149V131L150 130H153V129H150L151 127H153V124H151V119H152V121L153 120H155V119H157L155 116H157V115H160L161 113H162V115H160V116H164L165 114H167L168 113V111L169 110H167V108L169 109L170 108V111H169V113L168 114H172L173 113V110L174 109H172L171 110V107H176V106H180L181 105V103H183L184 102V104L185 103H190V102H192L193 101V95L192 94H190V95H187L188 93H190V90H188L187 88H185L186 90H188V91H185L186 93H184V94H182L183 92H184V89L183 90H181L180 88L179 89H177V88H175V87H179V83H180V81H179V79H181L182 78V76L184 75ZM187 74V73H186ZM147 75V76H146ZM188 75H189V73H188ZM186 75V79H188V80H191V81H193L194 83H195V85H194V90L193 91H195L196 92V96H198V97H200L204 102H207L208 100H209V95H210V93H211V90H210V88H211V82L206 78V77H204V76H202V75ZM37 76V77H36ZM106 76H108V78L106 77ZM105 78V80H104V78ZM167 77V78H166ZM184 77V76H183ZM52 78H54L53 80H52ZM60 78V79H59ZM83 78V79H84ZM100 78V79H99ZM112 78V79H111ZM119 78H120V80H119ZM162 78V79H161ZM185 78V77H184ZM183 78V79H184ZM81 79V78H80ZM80 79H78V81L80 80ZM92 79H93V81H92ZM107 79V80H106ZM153 79V80H152ZM182 79V80H183ZM55 80V81H54ZM56 80L59 82L58 84H55V83H57L56 82ZM100 80V81H99ZM103 80V81H102ZM109 80H111V81H109ZM118 80V81H117ZM32 81H34V82H36L35 83V85H34V82H32ZM39 81V82H38ZM81 81H82V79H81ZM85 81V80H84ZM124 80H121L120 81V83L121 82H123ZM155 81V82H154ZM177 81L179 82V83H177ZM33 83L32 85H33V89H34V87L36 86V85H38V86H36L37 88L39 87V88H44V87H46V89L45 90H47V91H49V93H48V95H44V96H42L41 97V100H40V104H42L41 106H38V104L36 103V104H34V100H35V95H36V91L35 90H37V88L36 89H31V84L30 83ZM41 82H42V86H40L41 85ZM54 84H52V83ZM55 82V83H54ZM83 82V81H82ZM159 83L160 85H167V84H171L175 89H177V93L175 94V92L173 93V96H172V94H171V98H170V102L168 101V99L169 98H167V96L168 95H166L165 97L167 98L166 100L167 101H163V104H164V108L163 109H160V108H157L156 107V111H155V113H154V110H155V108H153V107H151L150 106V104L148 103V97H149V95L151 94V91H152V89H153V87H154V85H157V83ZM43 83H46V84H44L43 85ZM84 83V82H83ZM86 83H88V82H85V84ZM89 83H90V81H89ZM118 83L117 84H115V86H114V88H113V90H114V94L119 98H126L125 96L126 95H128L127 93L129 92V89L127 90L126 88H128L129 86L128 85H126L125 87L124 86H122L121 84L118 86ZM182 83L183 82H181L180 84H181V86H182ZM103 84V85H102ZM123 84V83H122ZM126 84H128V83H126ZM46 85H48V86H46ZM49 85H51V86H49ZM53 85V86H52ZM125 85V84H124ZM177 85V86H176ZM44 86V87H43ZM89 86H90V84H89ZM92 86V85H91ZM90 86V87H91ZM117 86V87H116ZM138 86V85H137ZM48 87V88H47ZM87 87V86H86ZM116 87V88H115ZM38 88V89H39ZM95 88V89H96ZM140 88V89H139ZM91 89H93V87H91ZM59 90V87H58V89H57V91ZM180 90L181 91H183V92H181V94H180ZM54 91V92H55ZM56 91V92H57ZM67 91H66V93H67ZM263 91H264V89H263ZM56 92H55V94H56ZM94 92L95 93H98V91H95L94 90ZM94 92H92V91H88V90H86V94H88V93H94ZM191 93H192V91H191ZM254 93V95L256 96V95H258V93H256V92H253ZM51 94V95H50ZM175 94V95H174ZM192 95V96H191ZM34 96V97H33ZM186 96V97H185ZM189 98H188V97ZM165 97L163 98V100L165 99ZM169 97H170V95H169ZM191 97V98H190ZM173 98V99H172ZM200 98H198V99H200ZM236 97H234V98H232L231 99V97L229 98V100L228 99H226V100H224V101H221V102H219V104H221V105H228L229 106V108H230V111H231V115H232V113H235V109L237 110V107H240L241 106V104L240 103H238L239 101V99H235ZM261 98V97H260ZM107 99V98H106ZM189 99H190V101H189ZM192 99V100H191ZM200 99V100H201ZM261 99H263L264 100V97H262ZM261 99H260V101H261ZM263 100H262V103H263ZM99 101L100 102H105V105L106 106H104L103 104L104 103H101V105H100V103H99ZM174 101H175V103H174ZM199 101V100H198ZM65 103H64V106H65V110H66V112H68L69 110H70V108H71V106H72V104H74V103H77V102H79L78 100H76V101H73L71 98H68V97H65V101H64ZM240 102H241V99H240ZM167 103V104H166ZM171 105V107H170V105ZM232 103V104H231ZM261 103V102H260ZM46 104V105H45ZM49 104V105H48ZM192 104V103H191ZM190 104V105H191ZM234 104H235V106H234ZM236 104H237V107H236ZM37 105V106H36ZM165 105H168V107H166V109H165ZM232 105V106H231ZM240 105V106H239ZM263 105H264V103H263ZM94 106H95V104H94ZM243 106V105H242ZM242 106L239 108V109H241L242 108ZM262 106V105H261ZM38 107H40V109L41 108H44V109H46L47 110V112H48V114H47V116L45 117V118H40L39 117V108ZM100 107V108H99ZM104 107L106 108V109H104ZM173 107V108H174ZM191 107H193L192 105H191ZM195 108H196V106H194ZM194 107L192 108V109H194ZM263 107V106H262ZM58 108V109H57ZM111 108H113V111H111L112 109ZM233 108V109H232ZM36 109V110H35ZM38 109V110H37ZM107 109H111L110 111L109 110H107ZM152 109H154L153 111H152ZM160 109V110H159ZM197 109V108H196ZM204 109V108H203ZM64 110V111H65ZM106 110V111H105ZM157 110H158V113H159V111H160V113L158 114L157 113ZM195 110V109H194ZM193 110V111H194ZM205 110V109H204ZM233 110V111H232ZM97 111V110H96ZM163 111H164V113H163ZM171 111H172V113H171ZM198 111V113H201L199 110H197ZM197 111H196V113H197ZM243 112V110L242 111H239V113H242ZM37 113H38V115H37ZM122 113H123V111H122ZM152 113H153V115H152ZM157 113V114H156ZM195 113V111H194V114H196ZM197 113V115H200V114H198ZM236 113H237V111H236ZM235 113V114H236ZM120 114V115H119ZM164 114V115H163ZM167 114V116H169ZM201 114H203V113H201ZM132 115V116H131ZM241 115V114H240ZM112 119H110L109 117ZM133 116L134 117H139L138 119H137V121H135L136 119L134 118L133 119ZM149 116H151V117H149ZM204 116V115H203ZM233 116H235V115H233ZM237 116V115H236ZM37 117V118H36ZM49 119H48V118ZM108 117V118H107ZM131 117H132V119H131ZM170 117V116H169ZM240 117V116H239ZM149 119V123H148V119ZM151 118V119H150ZM234 118V117H233ZM237 118L238 117H236L235 118V120H236V123L238 124L237 126H240L241 128H246L247 127V125H244L243 123H242V121H241V117L239 118L240 119V121L241 122H238L237 121ZM140 119V120H139ZM207 119V120H206ZM38 120V121H37ZM50 120H51V122H53L52 123V125H51V122H50ZM142 120V121H141ZM37 121V122H36ZM205 121H207L206 122V124L204 123ZM132 122H134V123H136V122H140V126L139 125H137V127L136 126H134L133 124H132ZM143 123H144V125L146 124V123H148V125H149V127H150V125H151V127L149 128L148 127V125L146 124L145 126L143 125ZM153 123V122H152ZM208 123V124H207ZM239 123H240V125H239ZM137 124H139V123H137ZM142 124V125H141ZM205 126H203V125ZM210 124V125H209ZM259 125H260V127H259V125H258V128L256 129V135L258 136V137H260V138H258V140H261V141H256V142H254V141H246V142H241V144L240 143H237V146H238V148L239 149H237L236 150V153H237V151H239L238 153H237V157L235 158V160H237V165H238V167H239V169H236L235 171H237V170H239V171H237L238 172V174H237V177L239 176L240 178H241V176L243 175V173H244V176L246 175V173H251L250 174V176H248V174H247V176L244 178L245 180L247 179V177H248V179L250 180H248V182H247V180H246V182H243L242 181V179H243V177L240 179L239 177V180H241V182H240V184H241V186H242V184L244 185V183L246 184H250V185H255L253 182H257L256 180H257V178H259V179H262V183H260V182H258V184H264V173H260V172H262V170H261V167H260V164H259V166L257 165V168H256V162H252L249 158V160H250V163H251V165L253 166H250V163H248V161H246L248 164L246 165L245 164V162H244V159L246 160V158L247 157H245V156H241L240 155V153H241V151L240 150H243L242 152H245V151H248V150H253L254 148H258L259 146L260 147H264V122L262 121V122H260V123H258ZM97 125V124H96ZM184 125V124H183ZM202 125V126H201ZM225 125V124H224ZM102 126V127H101ZM140 128H139V127ZM141 126H142V128H141ZM185 126V125H184ZM126 127V128H125ZM144 127V128H143ZM201 127H202V132L200 131L201 130ZM121 128V129H120ZM125 128V129H124ZM145 128H147L146 129V131L144 130ZM154 128V127H153ZM125 131H124V130ZM56 130V131H55ZM123 130V131H122ZM149 130V131H148ZM155 130V129H154ZM242 130V129H241ZM246 130V129H245ZM244 130V131H245ZM110 131V132H109ZM120 131V132H119ZM200 131V132H199ZM206 131V132H205ZM104 132V133H103ZM110 133V134H111ZM154 133H157L156 131H154ZM198 133H199V135L200 134H202L200 137L198 136ZM205 133V135L203 136V134ZM164 134V135H163ZM224 136L225 137H228V139L226 140V141H228L229 140V136H230V134H229V130L228 129H224ZM134 135L137 137H134ZM161 135V136H160ZM98 136V135H97ZM104 136H106V137H104ZM134 138H133V137ZM159 136V137H158ZM163 136V137H162ZM197 136H198V138H197ZM224 136H223V140L225 141V139H224ZM132 137V138H131ZM158 137V138H157ZM160 137H162V138H160ZM165 137V138H164ZM189 137V138H188ZM192 137V138H191ZM206 138L204 141H203V139L202 138ZM217 137V138H216ZM232 137V136H231ZM43 138H45V139H47V141H45V143L44 144H42V145H40V142H41V140L43 139ZM106 138V139H105ZM216 138V139H215ZM152 139V140H151ZM159 139V140H158ZM7 140V141H6ZM142 140V141H141ZM158 140V141H157ZM144 141V142H143ZM152 141H153V143H152ZM161 141V142H160ZM166 141H167V143H168V145L167 144H165L166 143ZM174 143H173V142ZM221 141L222 140H220V143H221ZM225 141V142H226ZM151 143V144H150ZM171 143V144H170ZM206 143V142H205ZM215 143V144H214ZM222 143H224L223 141H222ZM172 144H173V146H172ZM207 144V143H206ZM238 144H240V146L238 145ZM139 145V144H138ZM153 145V146H152ZM170 145V146H169ZM205 145V144H204ZM215 145V146H216ZM172 146V148H170ZM215 146H214V148H215ZM216 146V147H217ZM147 147V148H146ZM212 147V146H211ZM149 148V149H148ZM213 148V149H214ZM72 149L74 150V152L72 151ZM234 149V148H233ZM13 150V149H12ZM143 150V151H142ZM215 150H218V148L217 149H215ZM245 150V151H244ZM69 151H72V152H69V159H74V157H75V153H76V148H71ZM142 151V152H141ZM176 151V152H175ZM234 151H235V149H234ZM12 152V153H11ZM49 152V153H48ZM171 152V154H172V157H171V155H170V157L168 156L169 155V153ZM175 152V153H174ZM210 152V151H209ZM213 151H211V153H212ZM216 152V151H215ZM11 153V155L9 156V154ZM16 153H17V155H16ZM168 153V154H167ZM217 153V152H216ZM212 153V155L215 157H211L210 159H211V162H216L217 160L219 161V159L220 158H222L223 159V156L222 155H220L219 156V153ZM13 154V155H12ZM91 154V153H90ZM136 154V155H135ZM165 154V155H164ZM176 154L179 156V157H177L176 156ZM221 154V153H220ZM125 155H127V154H125ZM157 155V156H156ZM161 155H162V157H161ZM175 157H174V156ZM210 155V154H209ZM222 156V157H221ZM241 156V158L242 157H245L243 160H241V158H239ZM13 157V158H12ZM177 157V158H176ZM220 157V158H219ZM153 158V159H152ZM154 158H156L157 159V163H155V165L153 164V163H151L152 162V160H154V162H155V160L156 159H154ZM176 158V159H175ZM139 159H140V161H139ZM149 159H152V160H150L151 162V164H153L154 166H152L148 161H149ZM216 161H215V160ZM222 159H221V161H222ZM148 160V161H147ZM168 160V159H167ZM201 160V161H200ZM239 160H241L240 161V163H239ZM142 161H143V163H142ZM170 161V160H169ZM198 161H200V163H197ZM217 161V162H218ZM232 161H234V160H232ZM146 164H145V163ZM170 162H172V161H170ZM178 162H180V163H178ZM217 162H216V164H217ZM229 162H231V161H229ZM242 162H243V164H242ZM219 163H220V161H219ZM233 164H234V162H232ZM235 163V164H236ZM254 163V164H253ZM55 164H56V166H55ZM58 164V165H57ZM161 164V163H160ZM174 164V163H173ZM172 164V165H173ZM190 164H193L194 165V167H192L193 165H190ZM216 164H214L213 163V165L215 166ZM232 164V165H233ZM235 164L233 165V167L235 166ZM46 165V166H45ZM146 165V166H145ZM148 165V166H147ZM175 165V164H174ZM175 165V166H176ZM218 165V164H217ZM216 165V166H217ZM230 165V166H229ZM228 165V167H229V170H228V172H231V170H232V172H234V169H233V167H232V165H231V163ZM237 165H236V167H237ZM62 166V167H61ZM152 166V167H151ZM47 167V168H46ZM166 166H164V167H162L163 169L165 168ZM170 167H172V166H170ZM177 166H176V168L175 167H173L174 169L171 171L170 169H168V175L170 176H168V178H170V181L172 182H175V183H172L171 185H173L174 186V184L175 185H177L178 183H179V180H181L183 177V180L185 179H187L188 177H189V174L188 173H186V174H184L185 172H186V170H183V172H181V176H180V171H182L181 169H179ZM197 168L199 167L200 168V166H196ZM212 168V170H210V169H206L207 171H210V174H208V172H207V174L206 173H204L206 170H204V172H203V174L205 175V176H210L211 175V173H212V171H213V166H211ZM227 167V168H228ZM259 167H260V171L258 170L259 169ZM63 168V169H62ZM148 168H151V169H148ZM207 168H209V167H207ZM252 168L254 169H257V171L260 173V175H259V173L258 172H256V170H252ZM43 169V170H42ZM49 169V170H48ZM162 169V170H163ZM172 169V168H171ZM179 169V172H178V174H176L177 172V170ZM48 170V171H47ZM52 172H51V171ZM59 170V171H58ZM104 170V169H103ZM156 170V171H157ZM170 170V171H169ZM47 172V174H45L46 172ZM149 171H150V173H149ZM174 171L176 172V173H174ZM250 171H253V172H250ZM188 172V171H187ZM231 172V174L232 175H234L233 173ZM240 172H241V174H240ZM246 172V173H245ZM52 175V177H51V175ZM61 173V174H60ZM253 173V174H252ZM256 173V174H255ZM36 174V175H35ZM40 174V175H39ZM104 176H106V170H104ZM167 174H164L165 175V177H166V179H167ZM173 174H174V180H175V176L176 177H179L180 176V179L176 182V181H174L173 179H171V178H173L172 176H173ZM230 174V175H231ZM255 174V175H254ZM262 174V175H261ZM95 175H97V176H95ZM172 175V176H171ZM178 175V176H177ZM254 177H253V176ZM259 175V177H257ZM26 176V177H25ZM109 176V175H108ZM152 177V178H150V177ZM235 176V175H234ZM252 176V177H251ZM262 176V177H261ZM100 176L97 174V173H94V172H92V173H90V176L88 175V176H85V175H83V174H79L78 175V181L76 180V182H74V180L72 181L71 179H68V178H65L64 179V183L63 184H65L64 186L66 187H70V186H74V188L77 190V192L78 193H82V191L83 190H88L89 191V189H90V192L92 193V194H94V195H96V197H97V203H99L100 205H102V204H104V203H106V201H107V199H106V196L104 197V195L105 194H103L102 192H104V189H105V187H104V185L103 184H101V180H99L100 178H99ZM107 177V176H106ZM126 177V176H125ZM163 177V176H162ZM161 177V178H162ZM236 177V176H235ZM236 177V178H237ZM257 177V178H256ZM94 178H96V179H94ZM235 178V182H227V183H229L228 185H229V187H228V189H224L225 191L227 190V191H230V190H232V189H234V187L236 188L237 186H240L237 182H239V180H237ZM252 178L255 180H252ZM21 179V178H20ZM90 179H91V181L92 182H90ZM93 179V180H92ZM163 179V178H162ZM176 179H178V178H176ZM232 179H234V177L232 178ZM95 180H98V182L96 181V184H95ZM164 180V179H163ZM168 181H169V179H167ZM182 180V181H183ZM196 180L197 181H199V180H202V177H196ZM159 181V180H158ZM162 181V180H161ZM237 181V182H236ZM259 181H261V180H259ZM93 182H94V184H93ZM151 182V180L149 181V183ZM152 182H153V180H152ZM177 183V184H176ZM183 183V182H182ZM226 183V184H227ZM233 183H236V184H233ZM253 183V184H252ZM169 184V183H168ZM167 184V185H168ZM231 184V185H230ZM238 184V185H237ZM144 185V186H145ZM179 185V184H178ZM14 186V187H13ZM100 186H102L101 187V189H100ZM173 186H171V187H173ZM88 187V188H87ZM104 187V188H103ZM170 187V186H169ZM227 186L225 185L224 186V188H226ZM87 188V189H86ZM103 188V189H102ZM231 188V189H230ZM263 193H264V190H263ZM101 194V195H100ZM102 194H103V196H102ZM170 194H172V193H170ZM170 194L168 195V196H166L167 197V200H163V201H161V202H159V205L157 204V206H159V207H157L156 205V207L158 208H156V209H153V207H151V211H150V207H149V209L147 208L148 207V205L147 206H145V204H141V207H140V205H139V207H138V209L140 210V208H141V213L142 214H140L141 216H140V218H143L144 220H146L147 218V220L146 221H150L151 223L153 222V224H155V222L157 221L158 222V224L160 223V226L158 225V224H156L157 225V227L156 226H154L153 224L152 225H150V226H154L155 228V230L153 229L152 230V233L153 234H155V236H157V239H159V240H157V243H156V237L154 238V245L153 246H156V244H158L157 246H158V248H160V249H162V250H157L156 249V247H155V249L154 248H152V249H154V252H152L151 251V253L149 254L148 252V255L147 254H145V255H147V257H144V256H142V258L140 257L141 255H142V251L144 252V248L142 247V245H134L135 244V241H134V238L133 237H135L136 235L135 234H137V233H135L134 234V232H133V235L134 236H132V238H133V242H132V244L135 246H133L134 248H129L128 246H131V244L129 243V244H127L126 243V245L124 246V247H113V246H115V245H109L108 247H106V248H104V246H102V245H100L101 243H98L97 244V247H96V253H95V257L93 256V258H91L92 259V261H93V263H99L101 260L103 261V263L104 264H106L107 263V258L105 257V256H103V255H105V254H103L104 252L103 251H107V252H109L110 254L112 253H114V256H113V258H114V260H112L113 262L114 261H116V263L117 264H121L119 261H117V258H116V254L118 253V252H122V251H124V262H125V264L127 263V264H136L135 262H133V260H134V257L136 256V254L135 253H137V256H136V258L138 259H136L137 261H139L140 263L139 264H141V261H142V263L144 262V264H145V262H146V260L148 259L149 260V264H155V261L157 262L156 264H159V260H161L160 261V264H162L163 262H162V260L163 261H165L164 259H162V258H168V260L170 259L171 260V262H174V264H175V261H177V259H179L180 257H181V259H182V256L179 254V251L181 252V250L178 248V247H174V244H172L170 247H174V248H170L168 245V243H169V241L171 240V242H170V244L173 242V241H175V240H173V238L174 239H177V238H175V237H177V234L180 232L179 231V229H180V227L182 228L181 230H185V227H187L188 228V225H186L187 224V222H188V218L190 217L191 218V215L195 212V210L197 209L195 206H193L194 205V200H190V199H186V201L184 200V198H179L180 200L182 199V202H183V205H180V200H179V202L176 200V202H175V205H173L174 203V199L172 198V199H170L171 197H169L170 196ZM176 194V193H175ZM98 195H100V196H98ZM177 195V194H176ZM220 195H222V194H220ZM219 194L217 195V197H215L214 199H212L214 196H212V198H210V197H208L207 199L209 200V201H211V202H214V201H216L217 200V198H220L221 196H220ZM261 195V194H260ZM264 195V194H263ZM262 195V197L261 198H263L264 196ZM216 196V195H215ZM220 196V197H219ZM245 196V195H244ZM248 196V195H247ZM247 196H245L244 198H243V200L245 201V200H247L246 198H247ZM169 197V198H168ZM172 197H176L175 195L174 196H172ZM250 197V196H249ZM248 197V198H249ZM103 198V199H102ZM199 198V197H198ZM201 198V197H200ZM199 198V199H200ZM251 198H253V197H251ZM250 198V199H251ZM176 199V198H175ZM199 199H198V201H199ZM212 199V200H211ZM254 200H256L257 201V197H255V198H253ZM106 200V201H105ZM172 200H173V202H172ZM187 200H189V201H187ZM258 200H259V197H258ZM261 200V199H260ZM103 201V202H102ZM170 202V203H166V202ZM192 201V202H191ZM197 201V202H198ZM204 201V200H203ZM243 201V202H244ZM250 201V203H251V200H249ZM262 201H264V199H262ZM262 201H260L261 202V204L263 205V203H262ZM54 202V203H53ZM172 202V203H171ZM179 204H178V203ZM196 202V200H195V205L196 204H198ZM247 204H249L248 203V201H245ZM244 202V203H245ZM252 202H254V201H252ZM164 203V204H163ZM189 203V204H188ZM256 203H258V201L256 202ZM168 204V206L169 207H172V208H174V207H176L177 208V210H176V208L175 209H173L172 210V208H168V206H166ZM177 204V205H176ZM192 204V205H191ZM200 204H202V202L201 203H199V205ZM254 204V203H253ZM161 205V206H160ZM163 205V206H162ZM192 207H190V206ZM261 205V206H262ZM58 206V207H57ZM154 206V207H155ZM178 206V207H177ZM181 206V207H180ZM197 206V205H196ZM255 206H256V204H255ZM264 206V205H263ZM262 206V207H263ZM7 207H8V210H7ZM146 207V208H145ZM262 207H260V209L262 208ZM18 208V209H17ZM53 210H52V209ZM162 208V209H161ZM194 208H196V209H194ZM152 209H153V211H152ZM171 209V210H170ZM17 210H18V212H17ZM50 210V212H48ZM51 210H52V212H51ZM63 212H65V214L63 215V216H61L62 215V211ZM143 210V211H142ZM147 210V211H146ZM149 210V211H148ZM163 210V211H162ZM262 210V209H261ZM139 211V212H140ZM154 211H156V212H154ZM174 211V212H173ZM263 212H264V208H263V210H262ZM261 211V213H263ZM53 212H55L56 214L58 213V212H60L61 213V215H60V218H59V214H57V215H55V216H53L52 217V214L54 215L55 213H53ZM147 214H146V213ZM154 212V213H153ZM158 212H160L159 214H157ZM7 213V214H6ZM15 213V214H14ZM50 213V214H49ZM150 213V214H149ZM151 213H153V214H151ZM14 214V215H13ZM17 214V215H16ZM68 214V213H67ZM157 214V215H156ZM166 214H168V215H166ZM175 214H176V216H175ZM256 214V213H255ZM264 214V213H263ZM51 215V216H50ZM149 215V216H148ZM159 215V216H158ZM161 215V216H160ZM181 215V216H180ZM257 215V214H256ZM14 216H15V218H14ZM69 216V217H70ZM73 216V215H72ZM189 216V217H188ZM253 216H254V213H253ZM252 216V217H253ZM263 216V215H262ZM50 217H52L53 219H51ZM176 217V218H175ZM251 217V216H250ZM20 218H24V219H26L27 220V222L26 223H28V224H24V226L22 225V224H20L19 222H20ZM46 218H47V220H46ZM159 218V219H158ZM175 218V219H174ZM189 218V219H190ZM228 218V219H227ZM254 218V217H253ZM51 219V220H50ZM56 219V220H55ZM143 219H141V220H143ZM186 221H185V220ZM226 219H227V221L225 222V223H227V222H230L231 220H230V216H227L226 217ZM256 219H259V218H257V216H256ZM256 219H254L255 221H257ZM260 219H263V220H261V221H257L258 223H260L259 224V227H258V224H257V222H255V221H253L254 223H252V225L253 226H255L256 227V230H252V229H254L253 228V226H251V229L250 230H252V232H248V236H249V238H250V240H251V242H253V243H259L260 242V237L259 236H261V238L264 240V227H263V231H262V228H261V226H264V217L263 218H260ZM6 220H8L7 222L8 223H5L6 222ZM153 220V221H152ZM159 220V221H158ZM163 220V221H162ZM183 220V221H182ZM229 220V221H228ZM22 222H24L23 220H21ZM50 221V222H49ZM148 221V222H149ZM43 222H47L46 224L45 223H43ZM60 222V223H59ZM156 222V223H157ZM261 222H263V224L261 223ZM54 223V224H53ZM161 223H165L163 226H161ZM181 223V224H180ZM186 223V224H185ZM189 223V222H188ZM224 223V224H225ZM10 224H12V225H10ZM14 224V225H13ZM50 224V225H49ZM128 224V225H127ZM178 224H180V225H182V226H180V225H178ZM10 225V226H9ZM169 225V226H168ZM174 225V226H173ZM257 225V226H256ZM261 225V226H260ZM17 226H19V227H17ZM23 226V227H22ZM55 226H57V228L55 227ZM61 226V227H60ZM125 226H127V230H128V237H130L131 235V233H129V232H131V230H132V228L134 229V228H136V223H134V221H132L131 222V224H129V223H126L125 224ZM176 226H180V227H176ZM224 226H226V224L224 225ZM7 227H11L10 229L11 230H9V228H7ZM26 227V228H25ZM41 227V228H40ZM151 227V228H152ZM160 227V228H159ZM162 227V228H161ZM36 228H40L39 230L41 231L40 232V234L38 233V231H36ZM58 228H60V229H58ZM61 228H62V230H61ZM68 228V229H67ZM137 228H138V226H137ZM151 228L149 229L150 230V233H151ZM186 228V229H187ZM14 229V230H13ZM21 229H22V231H21ZM59 230V231H56V230ZM125 229V228H124ZM19 230V231H18ZM52 230H55V231H52ZM130 230V231H129ZM183 230V231H184ZM249 230V231H250ZM12 231V232H11ZM20 231H21V233H20ZM25 233H27V234H29V235H27V234H25L24 235V232ZM60 231H61V234H59L60 233ZM66 231V232H65ZM134 231V230H133ZM137 231H138V229H137ZM136 231V232H137ZM262 231V232H261ZM1 232V231H0ZM11 232V233H10ZM57 232H59V233H57ZM65 232V233H64ZM182 232V231H181ZM261 232V233H260ZM41 233H42V235H41ZM127 232H126V230H125V232H124V236H125V234H126ZM257 233V234H256ZM16 234H18V235H16ZM68 234H67V237H68ZM122 234H123V232H122ZM181 234V233H180ZM259 234V235H258ZM33 235V236H32ZM176 235V236H175ZM21 236H22V238H21ZM26 236V238H25V240H24V237ZM29 236V237H28ZM76 236H78L77 234H76ZM124 236H122L123 237V239H125V237L127 236V234H126V236L124 237ZM263 236V237H262ZM65 237H66V235H64V238L63 239H65ZM258 237V238H257ZM67 239V238H66ZM65 239V240H66ZM128 239V238H127ZM179 239V238H178ZM176 240V242H179V240ZM200 239L204 242L203 243V245H202V247L203 248H205L206 250H208V249H210L211 247L213 248L214 246H213V244H214V241H213V243H211L209 240H207V239H202L201 237H200ZM257 239V240H256ZM262 239H261V241H262ZM19 240V241H18ZM21 240H23L22 241V243H21ZM129 240V239H128ZM131 240V239H130ZM173 240V241H172ZM256 240V241H255ZM164 241V242H163ZM20 242V243H19ZM128 242V241H127ZM130 242V241H129ZM176 242H174V243H176ZM206 242L207 243H209L208 245L206 244ZM162 243V244H161ZM22 244V245H21ZM166 244V245H165ZM178 244V243H177ZM181 244V243H180ZM180 244H178V245H180ZM206 244V245H205ZM212 244V245H211ZM216 244V243H215ZM164 245H165V247H164ZM182 245V244H181ZM17 246V247H18ZM47 246V247H46ZM129 248V250L130 251H128L130 254H128L127 252H126V250L125 249H128L127 247ZM138 246V247H137ZM177 246V245H176ZM183 246V245H182ZM53 247V248H52ZM162 247V248H161ZM165 248H167V249H165ZM182 248V247H181ZM134 249H135V251H134ZM141 251H139V250ZM221 250H223V251H225V247L224 246H222V248H220ZM50 250V251H49ZM166 250V251H165ZM168 250V251H167ZM156 251H157V254H156ZM163 251V252H162ZM48 252V253H47ZM103 252V253H102ZM167 252V253H166ZM141 253V255L139 256V254ZM145 253V252H144ZM143 253V254H144ZM166 253V254H165ZM109 254V255H110ZM125 254H127V256H126V258H125ZM133 254H135V255H133ZM108 255V256H109ZM132 255H133V257H132ZM158 255V256H157ZM164 256V257H160V256ZM180 255V256H179ZM112 256V255H111ZM108 257V259L109 258H112V257ZM179 256V257H178ZM144 257V258H143ZM158 257H159V259H158ZM263 257H264V255H263ZM263 257H261V258H258L257 260H256V262L254 263V264H264V258ZM34 258V259H33ZM112 258V259H113ZM132 258H133V260H132ZM140 258H141V261H140ZM146 258V259H145ZM161 258V259H160ZM45 259V258H44ZM144 259V260H143ZM173 259V260H172ZM97 260V261H96ZM158 260V261H157ZM167 260V259H166ZM169 260V261H170ZM95 261V262H94ZM101 261V262H102ZM129 261V262H128ZM170 262V263H171ZM178 262V261H177ZM180 262V261H179ZM29 263V264H30ZM37 263V264H38ZM115 263V262H114ZM168 263V262H167ZM170 263H168V264H170ZM190 263V262H189ZM189 263H187V264H189ZM26 264V263H25ZM99 264H101V263H99ZM138 264V263H137ZM166 264V263H165ZM172 264V263H171ZM191 264V263H190Z\"/></svg>", "mask_w": 264, "mask_h": 264}]
</instances>
